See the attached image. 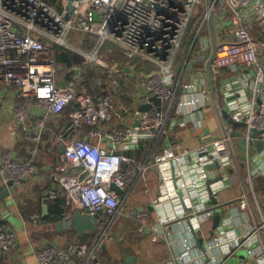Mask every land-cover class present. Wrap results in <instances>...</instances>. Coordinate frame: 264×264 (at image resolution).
Returning a JSON list of instances; mask_svg holds the SVG:
<instances>
[{
  "label": "built area",
  "instance_id": "2783aa9c",
  "mask_svg": "<svg viewBox=\"0 0 264 264\" xmlns=\"http://www.w3.org/2000/svg\"><path fill=\"white\" fill-rule=\"evenodd\" d=\"M68 2L0 0V86L13 92L11 98L18 99L12 110L17 120L27 121L32 109L38 110L25 132L27 138L42 141L47 119L72 108L69 125L57 133L56 143L64 147V158L76 173L58 177L60 190L50 189L44 196L45 201L63 194L72 209L99 214L97 232L101 240L108 236L115 216L127 203L135 185L151 165L158 164L160 192L153 198L152 206L159 222L164 228L186 224L184 232L191 236L179 239L181 250L177 260L246 264L238 257L244 252L246 262L264 264V209L257 198L254 181L264 176V153H260L258 160L251 153L254 129L261 131L257 138L264 141V64L259 60L264 54V42L251 35L252 23L248 20L249 16L255 17L264 26V0H214L213 5L209 0H81L74 1L75 9L70 14ZM205 4L204 17L197 24L198 36L205 28L211 9L215 11L219 7L224 14H231V33L218 42L211 71L218 75L225 67H241L251 70L252 76L239 88L236 79L220 82L224 101L216 107L218 114L225 120L222 112L226 110L233 120L244 125L234 129L226 123L219 137L186 146L170 139L169 126L180 124L200 129L201 116L179 120L176 115L184 112V108L196 109V114L202 104L188 96L181 97L177 103L175 64L193 16ZM252 6L255 10L249 15L247 10ZM72 29L88 35L89 50L75 49L67 41ZM107 40L120 47L130 60L140 56L155 66L141 80L145 91L132 101L133 111L120 106L122 112H134L133 119L138 125L115 123L119 111L113 99L119 95L117 89L103 95L90 92L86 86L77 87L76 81L87 66L109 69L113 79H117L116 74L122 68L106 63L100 56ZM52 44L84 57L81 67L73 69L68 86L58 83V68L50 50ZM192 88L191 83L184 86L185 91ZM202 92L209 96L206 88ZM153 96L161 99L160 105L152 102ZM146 103L152 104L151 108L140 110ZM85 126L87 136H78ZM234 130L241 135H233ZM162 134L170 141L157 154H149L144 160L127 154L139 150L142 141H155ZM236 137L244 138L241 143L246 152L243 169L237 162ZM33 170L29 160H19L8 150H1L0 177L4 186L15 188ZM112 183L122 192L112 189ZM240 184L242 190L233 199L235 205L229 208L227 216L221 210L220 222L209 237L203 225L214 222L221 205V191ZM144 188L149 191L147 185ZM153 232L155 241L166 237L171 244L178 242L176 235H167L158 227ZM16 235L0 216V255L14 248ZM199 237L204 239V246L196 254ZM77 257L86 258V264H102L96 250L77 242L65 246L46 243L37 250L38 264H69ZM161 264L175 263L168 259Z\"/></svg>",
  "mask_w": 264,
  "mask_h": 264
},
{
  "label": "crops",
  "instance_id": "0c3cea01",
  "mask_svg": "<svg viewBox=\"0 0 264 264\" xmlns=\"http://www.w3.org/2000/svg\"><path fill=\"white\" fill-rule=\"evenodd\" d=\"M254 10L255 8L252 6L247 10V14L251 15ZM230 16V12L224 14L219 7L215 8L213 18L218 42L231 33ZM248 20L249 23H252L249 26L251 35L264 42V26H261L255 17L249 16ZM200 21L201 19L191 24L186 34L189 38L187 40L185 36L184 40H187V42L183 41L175 64V82L179 92L177 103L181 97L188 96L191 99H197L199 105L202 104L196 114V109L191 111L184 108V112L180 111L176 115L178 104L175 105L173 110V114L179 120L187 117L191 119L201 116L202 118L203 126L196 130L180 124H171V127L169 126L170 139L182 142L186 146H195L203 140L219 137L223 132L224 124H229L221 118L216 109L224 101V88L220 87V82L225 83L236 79L238 80L236 87L239 88L252 76L251 70L232 66L223 68L218 75L212 71V74H210L207 62L212 52V41L210 39V48L203 51L205 46L200 39L201 36H211L210 26L207 20L205 28L198 36L196 31L197 24ZM87 43L90 44L88 38L79 48L84 49L83 45ZM76 54L82 58L81 62H74L67 67L63 74L58 71V83L62 86L71 84L74 70L77 69L76 67H81L84 61V57L81 54ZM110 60L109 64L118 65V67L122 68L116 74V80H114L115 78L113 79V74H111L109 69L95 67V71L100 74V77L102 73H105L108 79L104 81L99 79L95 85L88 84L86 83V75L91 66H87L80 74L79 81H76L78 83L77 87L86 86L90 92H100L103 95L117 89L119 95L116 94L113 99L119 111L115 123L135 124L133 119L134 112H122V107L126 106L133 111L132 101L145 91L141 81L144 75L132 68V60L123 54L120 47H118V53L111 57ZM259 60L264 64V54L260 56ZM149 65L152 70L155 69V66L150 63ZM126 66L128 67L126 68ZM188 83L193 84V88L190 91H185L184 86ZM203 88H206L209 92L208 97L202 92ZM12 94L11 90L0 86V152L5 149L19 160H29L32 162L34 170L22 184L12 189L6 185L4 186L0 177V186L8 187L11 192V197L9 196L6 199L0 195V216L17 234L14 248L0 255V264H38L37 250L40 245L53 243L65 246L70 242H77L86 245L89 249L93 248L96 250V257L102 264H124L127 259L132 260L128 264H161L162 261L168 259H172L175 264H199L176 259L177 253L181 250L179 239L191 237L190 234L184 232L187 229V225L173 224L171 228H164L160 224L159 216L152 206L153 198L157 197L160 192L161 168L158 164L151 165L146 171L144 178L132 189L127 203L115 216L111 230L104 239L100 240L97 230L83 229L81 233L74 226L62 225L61 222L68 221L76 209H72L63 194H59L56 198H52L47 202L44 196L50 189L60 190L61 186L58 177L64 174L76 173V169L72 168L65 160L62 146L56 143L57 133L63 131L69 125V114L72 108L68 107L58 117L47 119L46 128L42 133L43 140L34 141L27 138L25 132L33 123L32 120L36 117L38 110L33 106L35 109H32L29 120L24 122L17 120L12 110L18 99L15 100V97L11 98ZM77 134L80 137L87 136V127H83ZM169 141L166 134H162V136L153 141L154 147L144 159L149 154L155 155L160 152ZM138 151H134L135 153L128 151L127 154L138 157ZM261 152L264 153V148L261 151L257 150L254 144L251 150L252 157L258 160L261 158ZM237 162L238 166L243 169L246 164V155L243 157L238 153ZM254 181L257 198L264 209V176H258ZM145 185L148 186L149 191L145 190ZM241 190L242 185L240 184L231 185L221 191L219 202L221 203L220 209L222 207L224 216L229 215V208L235 205L233 199ZM45 207L48 209L46 210ZM252 219L254 220V218ZM157 227L160 231L164 230L167 235L171 233L176 235L178 242L171 244L165 239L166 237L158 241L153 240V229ZM213 227L214 222H207L203 225V229L209 237L212 236ZM199 241H201V245L198 244ZM203 246L204 239L199 237L196 242V254L202 250ZM238 257L240 260L245 261L246 264H250L248 260L246 262V254L244 252H240ZM203 262L204 264H209L206 261H201L200 263ZM69 264H86V258H74Z\"/></svg>",
  "mask_w": 264,
  "mask_h": 264
},
{
  "label": "water",
  "instance_id": "95a60500",
  "mask_svg": "<svg viewBox=\"0 0 264 264\" xmlns=\"http://www.w3.org/2000/svg\"><path fill=\"white\" fill-rule=\"evenodd\" d=\"M68 4H67V10H68V14L72 13L75 9V5H74V1H81V0H68ZM210 4L213 5L214 4V0H210ZM213 15H214V11L211 9L210 10V14H209V18H208V21H209V26H210V34L211 36L208 37V36H201V41L202 43L204 44V49L203 51L205 50H208L210 48V39L212 41V44H211V55L208 59V62H207V68L211 73V67H212V62H213V59L216 55V51H217V46H218V41H217V36H216V30H215V25H214V18H213ZM128 66H126L127 68ZM129 69V68H128ZM152 102L157 104V105H160L161 104V99L157 96H153L151 98ZM152 106V104H149V103H146V104H142L140 106V110H148L150 109ZM223 114V118L230 124L233 125L234 129H237L238 127L244 125V123L242 122H236L235 120H233L231 117H230V114L226 111V110H223L222 112ZM242 124V125H241ZM135 125H138V123H136ZM261 131L257 130V129H254L253 130V136H254V144L255 146L257 147V150H262L264 148V141L257 138V136L260 134ZM233 135L235 136H240L241 135V132L237 131V130H234L233 131ZM62 150L64 151V147L62 146ZM9 185L12 186L13 185V182H9ZM111 188L116 190L118 193H121L122 190L114 183L111 184ZM0 195L3 197V198H7V197H11V192L9 190L8 187H3V186H0ZM217 200L216 199H213V202H216ZM45 209L47 210L48 208L45 207ZM99 218V214H96V215H91L89 214L87 211H82L80 209H76L73 213V215L71 216V218H69L68 221L66 222H61L62 225H68V227H72L74 226L75 228H77V230H79L81 233L83 232V229H89L91 231H96L97 230V219ZM220 219H221V209L218 208L217 210V213H216V216L214 218V227L215 228L218 223L220 222ZM214 233V230H212V234ZM199 245H201V241L198 242ZM132 260L131 259H127L124 264H128L129 262H131Z\"/></svg>",
  "mask_w": 264,
  "mask_h": 264
},
{
  "label": "rangeland",
  "instance_id": "374dc122",
  "mask_svg": "<svg viewBox=\"0 0 264 264\" xmlns=\"http://www.w3.org/2000/svg\"><path fill=\"white\" fill-rule=\"evenodd\" d=\"M57 7H58V5H57ZM205 9H207V4H205V7L204 6H199L197 8V10L195 12V15L193 16L192 23H194L197 20L203 19L204 13H205ZM87 38H88V35H86L85 33H80L76 29H72L70 34H69V36H68L67 41L74 47L75 46L81 47L82 43L84 41H86ZM188 38L189 37L186 36L185 39L188 40ZM187 40H184V41L187 42ZM89 45H90L89 43L83 45L84 49L89 50L88 49L90 47ZM77 47H75V49H77ZM111 51H113V52H111ZM117 53H118V46L115 45L114 43L110 42L109 40H107L102 45V47L100 49V56H101L102 60L105 61L106 63H110L111 62L110 58L115 56ZM131 64H132V68L136 72H139L140 74H142L144 76L149 75L150 72L152 71V68L150 67L149 62L146 59H144V58H142L140 56L134 58L132 60ZM92 71L94 73H97L94 70H92ZM90 83H91V85H93L94 82L91 81ZM243 141H244L243 137H236L235 138V143H236L237 150L240 153V155L244 157L246 155V152H245V150L243 149V147L241 145V143ZM0 184H1V182H0ZM221 209H222V207H221Z\"/></svg>",
  "mask_w": 264,
  "mask_h": 264
},
{
  "label": "trees",
  "instance_id": "16d2710c",
  "mask_svg": "<svg viewBox=\"0 0 264 264\" xmlns=\"http://www.w3.org/2000/svg\"><path fill=\"white\" fill-rule=\"evenodd\" d=\"M47 1L49 3L55 4L59 0H47ZM50 50L55 57L58 71L61 74L65 73L67 67L71 66L74 62L79 63L82 60V58L78 56V54L59 44H54L53 46H50ZM92 70L95 71V68L89 67L88 74L86 75L87 77L86 83L91 84L90 82L92 81L94 82L93 85H95L97 84L99 79H102V81L108 79L105 73H102L100 77V74L94 73ZM127 100L130 101L129 99ZM139 145H140V149L138 151L139 154L138 157L140 159H144V157L150 152V150L152 151L154 147V142L152 140H148V141L144 140Z\"/></svg>",
  "mask_w": 264,
  "mask_h": 264
}]
</instances>
